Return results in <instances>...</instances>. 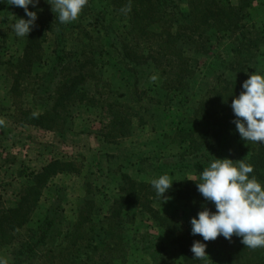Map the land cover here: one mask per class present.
<instances>
[{
    "label": "rangeland",
    "instance_id": "374dc122",
    "mask_svg": "<svg viewBox=\"0 0 264 264\" xmlns=\"http://www.w3.org/2000/svg\"><path fill=\"white\" fill-rule=\"evenodd\" d=\"M136 1L131 0V5ZM152 1L166 20L182 19L190 10V0ZM216 1L231 7L230 19L239 29L230 36L221 33L213 37L212 49L198 58L189 87L166 97L160 67L165 61L148 62L151 69L145 70V75L129 71L144 69L137 65L139 57L156 48L140 34L133 13L121 11L129 0H88L77 20L60 23L63 39L56 31L46 33L41 60L31 74L21 75L14 88V68L8 62L14 63L24 47V37H18L13 29L23 8L0 0V119L5 121L0 126V218L12 222L6 211L19 206L25 189L32 184L30 174L51 160L73 164L71 173L56 176L39 189L38 201L24 217L25 225L7 231L12 239L0 244V260L10 264L14 251L28 243L50 217L51 237L30 264H155L159 256L168 264H182L174 237L144 215L129 211L124 217L110 218L109 212L120 194L122 176L146 184L164 174L173 182L200 181V176L188 171L162 170L164 164L192 152L202 124L199 104L209 89L222 86L223 80L245 75L248 79L254 72L264 75V0ZM48 2L39 0L35 10L37 18L46 22ZM247 30L253 34L252 43L247 41L248 34L243 39L239 36ZM156 39L160 43L161 39ZM55 40L80 54L79 59L72 60L88 62L82 92L92 101L75 104L62 122L51 123L45 130L31 125L27 116L39 114L52 104L48 94L55 84L48 70L55 55ZM237 43L251 48L243 54L242 75L231 73L229 66ZM129 52L133 60L124 59ZM153 76L157 77L155 82ZM187 129L194 135L186 136L182 130ZM165 196L169 199L157 197L152 207L192 228V218L186 215L182 202ZM214 256L212 250L211 258Z\"/></svg>",
    "mask_w": 264,
    "mask_h": 264
},
{
    "label": "trees",
    "instance_id": "16d2710c",
    "mask_svg": "<svg viewBox=\"0 0 264 264\" xmlns=\"http://www.w3.org/2000/svg\"><path fill=\"white\" fill-rule=\"evenodd\" d=\"M48 1V6H45L50 12L48 21L37 18L36 26L28 36L24 37L25 43L21 56L14 63L8 62V65L14 68V74H12L14 88L18 86L16 82L20 80L21 75L31 74L33 66L41 60V45L46 38V33L56 31L57 37L63 39V29L58 20V14L52 11L51 0ZM166 3L168 2H165V5H168ZM131 6V12L139 23L140 34L147 36L149 44L156 48L153 53L149 52L139 57L137 65L145 66L144 69L135 70L134 68L129 71L132 74L140 71L139 73L145 75V70L151 69L148 62L165 61L160 67L165 78L166 97L189 87V82L199 63L198 58L207 55L212 49L211 39L213 37L217 38L221 33L230 36L231 33L235 34L239 29L238 23L230 19L231 7L223 6L216 0H190L188 14H184L182 19L172 18L171 20L163 18L159 13L158 4L152 0H137L136 5ZM28 9L35 12L36 6L29 5ZM19 17L29 18L24 9ZM51 25L52 27H50ZM246 34L249 35L247 41L252 43L253 37L251 36L253 34L249 30L241 32L239 36L243 39ZM156 38L161 39L160 43ZM250 43L248 44L250 45ZM238 44L232 49L233 59L229 66L232 67L231 73H241L240 75H242L244 68L240 66L241 60L244 52H249L251 48ZM53 53L55 54L53 63L48 70L52 82L55 84L54 89L48 94V97L52 99V104L49 109L39 114L27 116L31 125L45 130L51 128V123L58 125L59 122H62L68 110L75 104L92 101V98H86V93L82 92L88 75V72H85L88 62L72 60L79 59L80 54L67 50L64 42L61 43L60 40H55ZM124 59L133 60L134 55L130 52L125 53ZM156 66L159 65H154V67ZM94 67L96 68V66ZM8 74L10 75V72ZM245 80H247L246 75L244 78H233L231 81L223 80L222 86L218 85L209 89L206 98L199 104V118L202 124L201 129L197 132V142L192 152L179 155L172 162L164 164L162 170H183L200 176L214 157L232 160L245 159L246 162L254 166V172L250 176L255 175L264 187V143L243 140L233 122L236 117L231 107L232 100L244 90L242 86ZM48 92V90L44 91V93ZM111 125H113V121ZM182 132L187 133L186 136L194 135L190 129L182 130ZM72 165L69 161L51 160L37 173L29 175L32 184L28 189H25L19 206L6 211L10 214L12 222L5 223L6 220L0 218V244L6 243L9 238L12 239L7 231H15L25 225L24 217L30 214L38 201L39 189L44 188L54 177L71 173ZM199 182L201 181L189 179L174 181L172 188L165 193V195L180 200L186 215L191 218H198L199 211L204 207L209 208L212 212L216 211L214 203L207 201L198 191L196 183ZM119 188L120 194L113 201L109 217H124L129 211L144 215L146 219L151 220L157 227L174 237L182 264H264V248L252 250L245 247L241 243V237L233 235L229 241L221 235L214 241H204L199 234L193 235L191 228L187 229L161 215L158 210L152 207L157 195L151 184L136 182L127 176H122ZM52 228V218L46 217L35 230L31 240L14 251L10 264H30L36 258L39 250L47 245ZM194 241L206 244V253L208 254L206 260L194 258L191 251ZM212 250L214 258H211ZM155 264H168V262L163 256H159Z\"/></svg>",
    "mask_w": 264,
    "mask_h": 264
},
{
    "label": "clouds",
    "instance_id": "9594fccd",
    "mask_svg": "<svg viewBox=\"0 0 264 264\" xmlns=\"http://www.w3.org/2000/svg\"><path fill=\"white\" fill-rule=\"evenodd\" d=\"M9 5L22 7L28 19L19 18L13 25L18 37L28 36L36 26L37 13L29 11L28 6L35 7L39 0H6ZM52 11L58 14V20L67 24L77 20L88 0H51ZM131 0L121 11H131ZM157 77H151L155 82ZM243 91L232 100V110L236 119L233 121L240 137L253 143H264V75L256 72L250 74L243 82ZM5 121L0 119V126ZM254 166L245 159L229 158L211 161L200 174L197 184L202 196L214 203L216 211L204 207L198 218L191 219V232L199 234L204 241H214L223 236L229 241L233 235L241 237V243L252 250L264 248V187L258 181ZM173 181L168 174L151 180L157 197L164 201L169 199L164 194L172 188ZM195 259L206 260V244L194 241L191 247ZM0 264H7L0 260Z\"/></svg>",
    "mask_w": 264,
    "mask_h": 264
}]
</instances>
